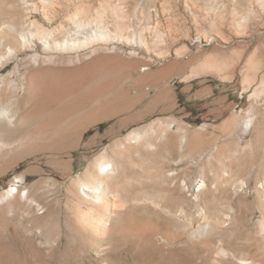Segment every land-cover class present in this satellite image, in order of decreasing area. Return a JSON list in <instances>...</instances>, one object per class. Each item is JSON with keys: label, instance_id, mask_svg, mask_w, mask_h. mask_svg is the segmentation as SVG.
Instances as JSON below:
<instances>
[{"label": "rangeland", "instance_id": "374dc122", "mask_svg": "<svg viewBox=\"0 0 264 264\" xmlns=\"http://www.w3.org/2000/svg\"><path fill=\"white\" fill-rule=\"evenodd\" d=\"M41 25L109 39L49 63L40 41L19 42ZM3 56L11 113L21 75L52 71L27 100L40 133L0 144V264H239L264 251V92L251 96L264 87V0H0ZM192 79L215 94H181ZM103 152L119 173L108 198L123 201L111 219L79 183ZM14 182L22 195L2 201ZM88 211L102 242L88 240Z\"/></svg>", "mask_w": 264, "mask_h": 264}, {"label": "bare ground", "instance_id": "6f19581e", "mask_svg": "<svg viewBox=\"0 0 264 264\" xmlns=\"http://www.w3.org/2000/svg\"><path fill=\"white\" fill-rule=\"evenodd\" d=\"M77 23L78 22H76V24ZM78 27H81V28L83 27L82 22L78 23ZM81 28H79V30ZM60 29H62V28H60ZM94 33H96V31L93 32L92 35L90 34V36L85 37L82 40L79 38L77 33L73 34L74 36H70V34L66 30L62 29V30L55 32V31H52L50 29L48 30L47 28H45L44 26L41 25L38 27L35 34L32 33L29 36H27V35L22 36V40L21 41L18 40V41L21 43V48H23V47H25V48L30 47L31 48V46H33V43L35 40L40 41L42 43V45L44 46V48H43L44 55H42L43 57L41 59H44L45 62L50 63L57 57L58 54L73 53V52H79L82 50H90V49L94 48V45L96 42L98 44L100 42L107 43L109 36L107 34H105L106 32L105 33L100 32V34H98V33L94 34ZM82 36H84V35H82ZM13 51L11 50L10 52L12 53ZM95 51H96V49H93L91 52H95ZM3 58H4V56L0 57V64H1V61H3ZM39 58L40 57H38V56L33 57V62L35 63L36 66L39 65V60H41ZM211 58H212V56H211ZM207 61H208V59H207ZM50 71H52V70L49 68L45 69V70L40 69V70L31 71V74H29V75H27L26 73L21 75L22 89H24V95L22 96L21 100L17 102V106L19 107V111H16V113H11L8 107H6V106L0 107V144L2 142H6L8 145H13V146L24 145L25 143L34 139V137L40 133L42 126L40 124L38 117L34 114L35 110L38 107V101H36L37 103H35L33 101V103H35L36 105L33 104L31 106V105H29L30 103H28L27 100L30 97H32V95L35 94L36 92H38L40 90H41V92L45 91V89H46V87H45L46 82L45 81L46 80H45V78H43L42 73L43 72H50ZM59 71H61V73L66 74L67 72L70 73V72L76 71V68H68V69L61 68V69H59ZM205 74H210V73L208 71H206V72L202 71L200 73L197 72V73H194L191 77L195 78V77H198L200 75H205ZM36 76H37V79L34 78ZM33 79H35V81H33ZM224 79H227V78H224ZM0 83H3L2 79H0ZM16 85H18V84H16ZM16 85H15V91H18L19 87ZM1 87H2V85H0V88ZM46 91H47V89H46ZM263 92H264V87L263 88L261 87L259 89L257 88L251 96H253V95L254 96L260 95L261 96V94ZM30 102H32V101L30 100ZM248 129H249V125L247 126V131H248ZM118 177H119L118 170L115 169L114 164L110 161L109 157H107L106 153L103 152L98 157L96 163L92 167L88 168V171L86 172V174L83 177L79 178V183L81 185V193H82L83 197L85 198L86 203H87V201L92 203L91 206H92V208H94V211H96L95 209H98V210H101L103 212H106V214L102 213V215L103 216L105 215V217H109V219H111V218L108 214L112 210V208L116 209L115 207H117V208L119 207L118 209H120L123 207V201L114 200V198L112 197L114 202H110L111 200H109V198H108L110 196V195L108 196V192H111L116 187V186H112L115 184V183L112 184V182L113 181L115 182V179H117ZM84 181H88V183L86 184ZM117 181L119 182L118 179H117ZM17 183L19 184L18 181H17ZM118 185H119V183H118ZM119 186H122V184H120ZM115 192L114 193L112 192V193L115 194ZM141 193H144V192H141ZM118 194L120 196V193H118ZM139 194H140V192H139ZM17 195L21 196L22 191L20 190V185H17L14 182L10 186V189H8L6 192H4V195L1 197V200L2 201L6 200V202H9L12 200V198H14ZM113 211L114 210H112V212ZM85 212H87V211H85ZM90 212L88 211V213L83 214V216H82L83 223L86 226H88V228H91L93 230V233L88 236L89 237L88 240L90 239L92 242L93 241L99 242L101 240V242H102L104 237H100L98 235L100 225L98 228L97 225L90 222V220L92 219V218H90V215L93 214V213L90 214ZM102 215H99V216H102ZM99 216H98V218H100ZM114 217L116 218V216H114ZM102 218H104V217H102ZM97 220H99V219H97ZM100 221L102 222V219L99 220V222ZM222 224L223 223H221V225ZM83 227L85 228L84 225H83ZM103 231H105V229ZM106 231H105V233H106ZM100 232H102V231H100ZM104 236H105V234H104ZM221 252L224 253L223 251H221ZM224 254H227V253H224ZM234 257L235 256H232L233 259H234ZM237 260H239L238 261L239 264H251V261H252V263L253 262L255 263V261H258V263L261 262L260 264H262V263L264 264V251L261 252L260 254L249 253L246 258H240L239 257V259H237Z\"/></svg>", "mask_w": 264, "mask_h": 264}, {"label": "crops", "instance_id": "0c3cea01", "mask_svg": "<svg viewBox=\"0 0 264 264\" xmlns=\"http://www.w3.org/2000/svg\"><path fill=\"white\" fill-rule=\"evenodd\" d=\"M177 75V70L175 68H173V80L175 78V76ZM180 83L182 84V86L180 87V92L181 94L184 95H190L194 96L196 99L198 100H203V99H207L211 96H213L214 93V88L210 87V86H200L198 88L195 89V85H194V80H182L180 81ZM178 88L179 86L175 85V82H173V111H175L178 107Z\"/></svg>", "mask_w": 264, "mask_h": 264}]
</instances>
